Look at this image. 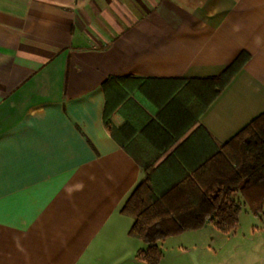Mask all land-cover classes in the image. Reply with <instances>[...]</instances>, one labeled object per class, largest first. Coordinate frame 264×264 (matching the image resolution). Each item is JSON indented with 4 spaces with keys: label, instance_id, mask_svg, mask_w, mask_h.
Instances as JSON below:
<instances>
[{
    "label": "crops",
    "instance_id": "obj_1",
    "mask_svg": "<svg viewBox=\"0 0 264 264\" xmlns=\"http://www.w3.org/2000/svg\"><path fill=\"white\" fill-rule=\"evenodd\" d=\"M243 54L201 112L206 80ZM263 114L264 0H0V264H145L121 213L134 190L206 182L201 165ZM255 218L184 233L181 254L264 264Z\"/></svg>",
    "mask_w": 264,
    "mask_h": 264
},
{
    "label": "trees",
    "instance_id": "obj_2",
    "mask_svg": "<svg viewBox=\"0 0 264 264\" xmlns=\"http://www.w3.org/2000/svg\"><path fill=\"white\" fill-rule=\"evenodd\" d=\"M248 60L243 54L221 76L206 80V104L201 112L221 95ZM110 119L107 109L105 124L120 142ZM197 173L206 182L185 178L160 193L147 179L122 207L121 213L134 220L130 236L146 245L137 254L139 261L161 264L162 243L207 226L226 235L235 233L243 207L257 217L264 214V114L201 165Z\"/></svg>",
    "mask_w": 264,
    "mask_h": 264
},
{
    "label": "rangeland",
    "instance_id": "obj_3",
    "mask_svg": "<svg viewBox=\"0 0 264 264\" xmlns=\"http://www.w3.org/2000/svg\"><path fill=\"white\" fill-rule=\"evenodd\" d=\"M240 219H241L240 232L242 231L241 233H244L245 231L247 233L249 229L253 226V224H256V221L258 226L260 225V223H262L261 220H256L257 218H255V216L250 212L248 207H243V211L240 216ZM197 232L207 237L211 236V234L219 233V232H213L212 230L209 229H203ZM188 233H195V232H188ZM211 241H212L211 246H214V248H216L217 251H219L220 246L223 244V242L219 241L218 238L216 240L213 239ZM187 243L188 242L185 240L184 235L169 238L164 243H162L161 248L164 254L163 264H197L196 262L194 263L193 261H191V259L189 260V256L184 257V255L181 254L183 246H186ZM194 255H196L195 251L192 252L191 257ZM218 260H220L219 256L218 257L209 256L210 263H205V264H215V262H217ZM187 261H189V263H187Z\"/></svg>",
    "mask_w": 264,
    "mask_h": 264
}]
</instances>
